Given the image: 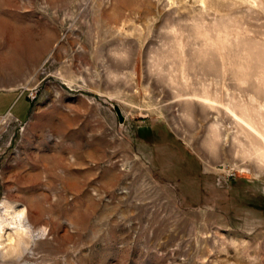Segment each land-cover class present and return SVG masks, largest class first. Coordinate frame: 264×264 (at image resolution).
Wrapping results in <instances>:
<instances>
[{
    "label": "rangeland",
    "instance_id": "rangeland-1",
    "mask_svg": "<svg viewBox=\"0 0 264 264\" xmlns=\"http://www.w3.org/2000/svg\"><path fill=\"white\" fill-rule=\"evenodd\" d=\"M10 89L0 212L46 227L22 264H264V141L230 111L264 133V0H0Z\"/></svg>",
    "mask_w": 264,
    "mask_h": 264
},
{
    "label": "bare ground",
    "instance_id": "bare-ground-1",
    "mask_svg": "<svg viewBox=\"0 0 264 264\" xmlns=\"http://www.w3.org/2000/svg\"><path fill=\"white\" fill-rule=\"evenodd\" d=\"M114 16H116V15H114ZM232 110H230V111L234 114V116L236 118H238L240 121L243 122V124H245L247 130L251 134H253L254 136H256V137H258L264 141V133H262L256 127H254L251 123L246 121L247 119L244 120L243 118L240 117V115H237ZM263 132H264V130H263ZM261 153H263V152H261ZM261 155H260V157H261ZM263 155H264V153H263ZM33 198H36V197H33ZM28 202H30V201H28ZM28 204L30 205L31 202L27 203V205ZM1 206H3V205H1ZM30 206H32V205H30ZM3 208H4L3 214L0 212V240L5 236L4 232L6 229H8V230L9 229L10 230L15 229V233L18 236V239H16V236H14L13 233H11L12 231L7 232L8 233V234H6V240L8 241L7 244L10 246V248H12V253H16V256L18 259L17 261L19 263H21L23 261L27 262L29 260V258L34 254V252H33L34 249L29 246V243H32L33 241L35 242V240H36L34 237V233L36 231H39L43 237V235L46 233V227L41 226L37 229L35 226L36 223H34V220L32 218H30L29 215H25V213L23 211H20V210L17 211V209L12 211L11 210L13 208L12 205H7V206L4 205ZM1 244H2V240L0 241V245ZM26 252H27L28 256L25 255ZM2 258H4V257H2Z\"/></svg>",
    "mask_w": 264,
    "mask_h": 264
},
{
    "label": "crops",
    "instance_id": "crops-1",
    "mask_svg": "<svg viewBox=\"0 0 264 264\" xmlns=\"http://www.w3.org/2000/svg\"><path fill=\"white\" fill-rule=\"evenodd\" d=\"M33 100L20 89L0 90V115L10 113L14 120H27L31 114Z\"/></svg>",
    "mask_w": 264,
    "mask_h": 264
},
{
    "label": "built area",
    "instance_id": "built-area-1",
    "mask_svg": "<svg viewBox=\"0 0 264 264\" xmlns=\"http://www.w3.org/2000/svg\"><path fill=\"white\" fill-rule=\"evenodd\" d=\"M13 120V116L10 113L0 115V127L4 124L11 123Z\"/></svg>",
    "mask_w": 264,
    "mask_h": 264
}]
</instances>
